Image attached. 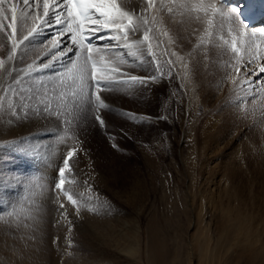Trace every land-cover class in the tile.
I'll return each mask as SVG.
<instances>
[{
    "label": "rangeland",
    "instance_id": "obj_1",
    "mask_svg": "<svg viewBox=\"0 0 264 264\" xmlns=\"http://www.w3.org/2000/svg\"><path fill=\"white\" fill-rule=\"evenodd\" d=\"M156 27L157 25H154V29H156ZM42 47L43 45L41 41L38 46L36 44L35 46H30L25 58L19 60L16 63V67L22 68L26 63V65H28L34 60H38L43 56L40 52ZM226 50H228L226 52L231 55L229 48ZM50 57L43 59L41 62L36 61V63L38 65L42 64L44 61L46 62L50 59ZM230 58V60H228L229 66L233 64V55L230 56ZM141 59L145 62L148 61L151 63L150 75H156L157 77L160 75L157 73L151 62V57L147 52H145ZM70 61L71 60L68 59L63 63L55 64L51 69H47L43 72H36L30 77H25L20 85H16L13 81L17 75L15 74L16 72L12 73L11 78L5 76L4 79L7 77L9 79L7 84H5L6 81L0 82L3 84V87H0V96L3 97V103L11 94H14V100L18 103H16L17 105L22 102L35 104L37 102V96L35 94H43V85H47L51 88V81L55 79V74L62 71L64 66L70 63ZM244 61L245 62L243 63L246 64L247 56H245ZM260 63L264 64V60H261ZM163 66L164 69L160 68V72H162L163 75H160L161 78H157V81L161 80L163 76H166L167 70L170 69V65ZM229 66H227L228 73L230 72ZM245 71L246 69L242 65L239 75L244 79L251 77L254 83L258 82V78L259 82L257 84H264V79L262 81L264 73H261L257 77L253 76L251 72H248L247 75H245ZM222 84L221 87L224 86V83ZM9 85H11L12 89L15 91H5L8 89ZM130 85L132 86L131 88L121 86L111 91L101 92L103 97L108 96L112 101L110 110H103L104 112H101V115L105 119L106 127L101 128L98 124H95L90 120L79 121L78 137L79 141H83V143L79 145V148H81L82 151L78 150L76 155L69 162L71 171L65 173L67 177L65 188L68 189L69 186L76 187L77 185L78 178H76V180L73 178L76 171L73 163L76 161L80 162L78 164L82 165V169H85V175H83L84 178L82 179L83 181H88L92 187V185L95 186L97 182H99V179L104 176L109 180L110 184L114 186V192H119L122 190L120 188L126 186L129 182L143 179L142 175H144L146 180L145 190L151 191L152 189L149 201L147 199L150 211L145 212V228L151 212H154L155 210L159 211L160 219L166 226V233H164V236L170 247V252L167 256L168 264H222V262H228V264H232L233 262H235V264L246 263L251 256L250 252H245L243 258L239 259L240 252H242L240 251V244L227 238L223 241V244H220L221 247L218 248L215 238L210 232L216 230L218 221L221 218V216L216 217V203H219L217 201L220 200V191L225 185L224 182L228 179V177H225L227 169H230V173L232 170L237 173L234 180L230 179V186H232V189L243 190L244 194L241 197L243 200L242 208L245 207L246 209L244 212L253 216L258 222H261V219H264V178H257L258 176L256 175L258 166H262V169H264V164H262L264 163V139L261 137L263 142L261 140L255 142L256 138L254 135L256 136L257 134V130L255 129L258 128V126V129H260L262 122L259 121V113L257 111L255 112L256 109L251 106L253 102L250 100L253 99L256 94H260V92L263 91L262 88L256 87L253 91H248L250 92L248 94L251 95L252 92V95L250 97L247 96L250 99L245 98L246 100L243 102H241L240 98L236 95L237 91H234V86L232 88H227L226 92L229 94L225 92L224 96H226L228 101H233V104L238 103L237 105H240L242 108L240 112H243L242 116L240 115V119L242 118L243 120L238 119V123L235 122V127L234 125H231L234 129H230L227 140L224 138L220 145H209L208 151L202 156L201 151H203V149L198 150V147L201 145L200 140H198L197 144L195 143L196 152H190L191 141H189V138L195 133L197 138L200 139L199 134L201 133V130H205L204 127H206L205 131L210 129V133H212L214 129L212 128V125L216 126L220 123L218 115L222 112L221 108L223 104L227 103L225 102L226 99L224 96L218 101L216 94L210 95L212 98L208 96L210 98L209 102L207 100H197L195 98L193 99V110L191 108L189 114L182 115V111L186 109V104L181 98L184 94L181 88H179V96V94L177 95L173 91L168 92L159 89L155 85L143 86L138 83ZM221 87L220 89H222ZM244 87L246 88V86ZM218 94L220 95V92ZM21 95L24 97L23 101L20 100ZM47 95L50 98L54 97L58 95V91L55 94L49 91ZM198 95L199 94L197 93L195 97H198ZM230 95H233L234 99L231 100L229 98ZM112 96H118V98H116L117 100L114 99L113 101L111 99ZM235 96H237V98ZM235 99L239 101L234 102ZM202 101L205 103H202ZM262 101L260 100L259 102L262 104ZM58 103L59 101L57 99H51L53 111L57 110ZM67 105H71L70 96L67 100ZM59 111L63 114L59 119L55 115H30L29 118L26 119V121L31 120L29 122H32L33 126L32 132L29 135L30 137L20 139L17 142L15 141L12 145H3V149L1 147L0 184L4 183L5 179L8 177H11L10 182L17 186V191L15 193L12 192L11 194H5V198L9 200L10 204L8 203L7 209L0 212V218L5 219L3 221L4 224L12 220L22 219V215L17 213L18 207H24L27 204L31 207L30 199L33 198L32 193L35 192L37 194L35 197H37L39 190L41 191L44 187L43 184L45 182L41 169L42 166L44 164L47 165L49 162V167L51 166L56 169L58 174V168L62 166V161L67 150L70 147H77L78 145L77 141L68 139L66 143H63L66 145L63 146L66 152L63 149L61 150V153L57 152L55 156L51 154L52 147L50 146L52 140H57V142L60 143L61 141L59 137L63 135L64 130L68 127V125L64 123L65 118L72 120V112L68 107L60 108ZM125 113L134 114V118L125 115ZM248 119L249 121L251 120L250 123H248ZM246 122L247 124H245ZM76 123V121H73V125H76ZM239 124L240 126H238ZM262 125L261 127H264V122ZM252 127L253 129L255 128L253 130L254 132L252 131ZM46 128L48 129L47 131ZM43 130L46 131V135L41 139V137L37 136L41 135L42 133L40 132H43ZM249 134H252L253 136H250ZM68 135L70 137L71 132H69ZM231 140L233 143H231ZM250 140L255 142V145L257 144L259 146L255 147L252 142V146L255 149L251 146V148H249L246 144H251ZM34 141L37 142L35 143ZM229 141L230 143H228ZM43 142H45V145H43ZM113 144L117 147H113ZM139 174H141V177ZM56 181L49 183V190H51V192H54ZM10 182H8V184ZM71 192L75 195L74 197H76V199L82 195L86 198L84 193L79 195L75 194L76 192L74 193L72 190ZM53 195H55V192ZM203 195H205V198ZM83 196L81 198H83ZM173 197H175V199ZM3 198L4 197H1L0 201L3 200ZM61 199H65L62 200L65 205L68 204L65 197ZM27 200L28 203L26 204ZM171 201L180 206L175 212L171 211ZM213 202L215 204V209H213L212 206ZM116 203H118V200H116ZM52 205L55 209L57 208L56 204L53 203ZM55 218H61L60 212L56 213ZM198 219L200 220V226H202V221L206 228L200 229L198 227ZM78 221L77 224H73L76 226V229L77 227L79 228L80 223H83L81 218L78 219ZM56 223L55 225H52L53 230L56 231L55 234L57 235L52 240V250L49 249L53 251V253L49 252L52 255L50 258L51 260L36 261V259H32L34 262L30 260L27 264H91V262L70 261L73 258H80V252L77 251L78 248H76L77 244L81 242L80 238L74 234L76 233L75 226H73L74 228L71 227L73 228V235L71 234L72 236L69 237L70 235H68V233L62 234V232H66L61 229L64 227L60 228ZM61 226H63V224ZM4 228L6 229V227ZM68 228H70V226ZM18 230L19 228L16 229L13 227L10 228L8 232H5L2 228L1 232L3 236L7 233V235L13 234L17 237L20 232ZM195 235H198L199 238H196ZM3 236H0V245L2 246L0 247L2 249L4 247L7 248V246H10L12 243L11 247H17V241H15L17 238L14 241H10L8 236H5L4 238ZM29 237L30 235L26 236L27 239L25 240L27 242L30 241ZM31 239V241L35 240L34 237H31ZM209 239H211V241L208 243ZM3 242L5 243L3 244ZM22 243L26 244V242ZM146 246L147 234L145 231L144 257L142 254L135 260L136 263L134 262L133 264H149L148 250ZM257 247L259 248V246ZM70 253H72L73 257H71ZM2 256L4 255L2 254ZM57 257L60 259H57ZM261 262H264V260ZM11 264L14 263L11 262Z\"/></svg>",
    "mask_w": 264,
    "mask_h": 264
},
{
    "label": "bare ground",
    "instance_id": "obj_2",
    "mask_svg": "<svg viewBox=\"0 0 264 264\" xmlns=\"http://www.w3.org/2000/svg\"><path fill=\"white\" fill-rule=\"evenodd\" d=\"M118 3H120L122 7H129V8L135 7L138 10L141 0H131V3L127 5H125L124 0H118ZM238 7L241 8L242 6L240 5ZM161 15L163 17V21L162 23L156 24L157 27L156 29H154L155 36L152 40L153 51L157 54V60L160 64V68L164 69L163 65H169L168 60L170 59L172 60L173 62L172 71H171L170 77H169L170 69H168L166 72V76H163L161 80H158V81L156 80L155 82H149L147 85H150V86L155 85L159 89H162L168 92L173 91L177 95L179 94V96H180L179 88H181L184 93L181 96V98L186 104L185 105L186 109L182 111L183 112L181 113L182 115L190 113L192 105H194L193 99L195 98L197 100L202 99V100H207L209 102L210 98H212L210 95L216 94L217 100L219 101L225 95L227 88L233 87L231 81L227 80L226 78L227 77L226 73H228L227 66H229L228 60L231 59L230 56H232V53L230 55L229 53L226 52L228 51L226 50L228 49V46L224 44L222 40H220L221 36H223L225 40L230 39L227 33V22H225L223 30L216 29L214 31L212 43H208V44H204V45H200L199 47H196L197 45L196 36H200L204 34V29L206 27L204 23L193 19L187 22L186 24H180V23H177V21L181 19V17L179 16L175 18H169L166 13H162ZM30 26L31 24L29 22L28 27ZM260 29L261 28H253L251 30L259 31ZM21 30L22 29L18 21L17 31H16L17 36L21 34ZM23 30L26 31L27 28H24ZM54 30H55V26H53L52 29H49L45 33L41 34L39 37H37V41L33 45L35 46L36 44L38 46L40 41L42 42L46 40L48 36L52 35V32ZM193 31L196 32V36H192L191 38H185V37H188L189 32H193ZM164 32H167L168 35H163ZM152 35L153 34L150 33V36ZM70 36L71 34L69 33L63 37L62 47H75L71 44ZM170 37H171V40H170ZM136 38H141V37L138 35ZM255 39L257 40V42H261L259 37H256ZM95 42H98L97 45H100V46H105L111 43V41L108 39H103V41L99 39V41L97 40ZM177 45H179V47H177ZM262 47H264V43H262ZM53 51H56V50L53 49ZM115 51L123 53V58L126 61V63L118 65L121 71L130 73L131 75H135L139 77L150 76L151 63L148 61L145 62L141 59L145 53L137 57L130 56L128 54L129 50L127 48H124L122 45L117 47ZM173 51H179L181 56L184 57V61L181 62L179 60H176L175 57H172L170 53ZM189 53L191 55H189ZM0 56H6V53L3 51H0ZM50 56H51V52L46 56L45 55L41 56L40 58L38 56L39 59L36 61L41 62L43 59L48 58ZM74 58H75L74 54L69 53L63 58L62 63L68 59L71 60ZM234 61L235 60H233V63ZM26 64L22 68L27 67ZM230 69L229 71H231ZM125 79H127V77H125ZM257 80L259 82L258 78ZM5 81H6L5 84H7V81H9L8 77L3 80V82ZM222 83H224L223 87H221L223 85ZM122 87L131 88L132 86L123 85ZM220 87L222 89H220ZM262 90H263L262 92H264V89ZM219 92H220V95L218 94ZM262 92H260V94L258 95L257 94L255 96L253 95L254 96L253 99H250L247 97V96L250 97L252 95V92H251V95H249L248 93L250 92L248 91L247 92H237L236 95L238 96V98H240L241 102L246 100L245 98L250 99L253 102L251 106L254 109H256L255 112L257 111L259 113V117H260L259 121L263 123L264 122L263 121L264 120V113H263L264 112V104H263L264 97L261 96ZM197 93L199 95L198 97H195ZM13 95L14 94H11L7 99H5V102L3 103L4 107L2 110H0V153L4 147L3 145H12L15 141L17 142L20 139L29 138L30 137L29 135L32 132V128H33L32 122H29L31 120L26 121V119H16L15 117L11 115V112L8 109V103L9 102H11L12 104L17 103L15 102ZM237 96L235 97L237 98ZM224 97L226 99V96ZM104 98H105V101L106 102L108 101L107 103L108 104L110 103L109 105L111 106L112 101L110 100V98L108 96L107 97L104 96ZM116 98H118V96L111 97L113 101ZM229 98L232 100L234 99V96L230 95ZM260 100L261 101L263 100L262 104L261 102H259ZM236 101H239V100L235 99L234 102ZM225 102L227 103L223 104L221 108L222 112L221 113L219 112L220 115H218L220 119V123L216 126L212 125V128H214L212 133H210L211 131L210 129L205 131L206 127H204L205 130L203 131L201 130V133L199 134L200 139L197 138L195 133L191 135V137L189 138L190 139L189 141H191L190 152H196L195 143L197 144L198 140H200L201 142V145L198 147V150L203 149V151H201L202 156H204L205 153L208 151L209 145H220L222 141L224 140V138L227 140V138L229 137L230 129L232 130L234 129L232 128L233 126L231 127V125H234L235 127V124H236L235 122H237L238 119H240V115L242 116L243 112H240L242 108L240 107V105H237L238 103L233 104V101L231 102L230 100L228 101L227 99ZM202 103H205V102L202 101ZM16 111L19 114V107H17ZM9 120H11L12 122L9 123ZM240 120H243V119L241 118ZM247 121H249V119ZM250 122L251 120L248 123ZM245 124H247V122ZM261 125H260V129H258L259 128L258 125H257L258 128L256 129L254 128L255 130H257L256 136L253 133L254 137L256 138L255 139L253 137L256 140L255 142H259L260 140L262 141V138L264 139V127H261ZM238 126H240V124ZM254 129L252 127V131ZM47 130L48 129L46 128V131ZM243 130H242V133H243ZM46 131L43 130V132H40L42 134L38 135L37 137H41L42 139L46 135L45 133ZM31 138H32V135H31ZM252 142L253 141H251V144L247 143L246 145L249 148L252 147L253 149H255L252 146ZM255 142H253V144ZM228 143H230V141ZM231 143H233L232 140H231ZM22 145H23V142H22ZM43 145H45V142H43ZM63 146H66V145H64L62 142L60 143L57 142V140L55 141L52 140V144L50 146L52 147L51 154L55 156L57 152L61 153V150L64 149ZM254 146L256 147L259 145L254 144ZM37 149H40V148H37ZM78 163L80 162L76 161L73 163L76 169L75 175L73 176V178L75 180L76 178H78V182L76 183L77 185L76 187L69 186L68 189H71L74 193L76 192L75 194L81 195L82 193H84L86 195V198L83 195H82L83 198H81L82 196H79L77 198V200L80 203L79 215L76 214V207L72 206L68 202V204L66 203L67 205H65V209L67 210V219H64L62 216L60 218L61 220L55 218L56 213L60 211H57L56 210L57 208L55 209V207L52 205L53 204L52 201L54 198V195H53L54 192L52 191L53 192L52 194L51 190H49V186H50L49 183L53 181L55 182L57 180V172H56V169L52 168L51 166L49 167V162L47 165L44 164L41 168L42 174L44 177V182H45L43 184L44 187L42 188L41 191L39 190L37 197H35L37 195L35 192L32 193L33 198L30 199L31 207L28 206L27 204L28 200L26 202L27 205H25L24 207H18L17 213L18 214L20 213L22 215L21 217L22 219L12 220L14 222L10 221L6 223L7 224L6 225L3 223L5 219L0 218V236H3L1 232L2 228L5 230V232H8V230L13 227L16 229L19 228L18 231H20L17 237H15L13 234L7 235V233H5L6 234L5 236H8L10 241L11 240L14 241L17 238V240H15L17 241L16 243L17 247L16 246L14 248L11 247V245L13 244L12 243L10 246H7V248L4 247L2 249L1 248L2 246L0 245L1 246L0 247V253H1L0 264L2 263L11 264V262L14 264L16 263L27 264L28 261L32 259L34 260L36 259V261H43V260L50 259L52 255L49 252L53 253V251H51L53 248L52 240L57 235L55 234L56 231L53 230L52 225H55V223L57 222L56 224L59 225L58 227L60 228L64 227L61 229H63V231L64 230L66 231V232H62V234L68 233V235H70L69 237H71L73 235L72 234V230L74 228L73 226H75L73 224H77V222H79L78 219L80 218L83 220V223L82 224L80 223V226L79 228L77 227V229L75 226L76 233H74L76 234V236L80 238V241H81L79 242L80 244L78 243L76 247L78 248L77 251L80 252L79 253L80 258H73L70 261L85 262V263L91 262V264H133L135 260L142 254L144 257L145 231H146V234H147L146 248L148 250V263L149 264H168L169 262L167 261L168 259L167 256L169 255L170 247L168 246L166 237L164 236V233H166V226L163 224V221L160 219L159 211L155 210L154 212H151L149 221L145 228V212L150 211L149 209L150 206H148L149 204H147V199L149 201L150 199L149 196L152 193V189L151 191L145 190V184H146L145 176L142 175L143 179H140L139 181L129 182L128 184H126V186L121 187L120 189L122 190H120L119 192L117 191L114 192L113 191L114 186L111 185L109 180L106 179L104 176L99 179V182H97L95 186L92 185V187L90 186L88 181H83L82 179L84 178L83 175H85V172H84L85 169L84 168L82 169V165ZM93 170H96V169H93ZM229 171L230 169H227L225 177H228V179H226V181L224 182L225 185L222 187V190L220 191L221 192V194L219 195L220 200L217 201L219 203H216V206H217V210H216L217 216L216 217L221 216V218L218 221L216 230L210 233L213 234L218 248L221 247L220 244H223V241L226 240L227 238H230L234 240L235 242H237L238 244H240V248H241L240 251L242 252H240L239 259L243 258V256L245 255V252H250L251 256L244 264H264V262H261L264 260V219H261V222H258L257 220H255L253 216L248 215L244 212V210L246 209L245 207L242 208L243 200L241 197L244 194L243 190H236L235 188L232 189V186H230L231 184L230 179L234 180L237 173L234 170H232L231 173ZM140 175L141 174H139V176ZM256 175L258 176L257 178H264V169H262V166L257 167ZM10 178L11 177H8L7 179H5L4 183L0 184V198L4 197L3 200L0 201V212L7 209L8 203L10 204L9 200L5 198L6 197L5 194H11L12 192L15 193L17 191L16 190L17 186H15L14 184L10 182L11 180ZM8 182H10L11 184L10 183L8 184ZM203 197L205 198V195H203ZM161 198L163 199L162 196ZM173 198L175 199V197ZM61 200H65V199H61ZM116 200H118V203H116ZM170 206H171L172 212H175L177 208L179 209L180 207L179 204L177 205L172 201L170 203ZM212 206H213V209H215L214 202L212 203ZM68 221H71V224H69ZM199 221L200 220L198 219V222H197L198 227L200 229L206 228V226L204 225L202 221H201V224L203 227L200 226ZM62 224L63 226H61ZM69 226L70 228H68ZM4 227H6V229ZM69 229L71 230L69 231ZM28 235H30L29 237L30 241L27 242L25 239H27L26 236ZM5 236H3V238ZM31 237H34L35 240L31 241L32 240ZM195 237L199 238L198 235H195ZM21 241L26 242V244L22 243ZM210 241L211 239L208 240V243ZM4 243L5 242H3V244ZM257 246H259V248ZM2 254L4 256H2ZM70 254H71V257H73L72 253ZM57 259H60V258L57 257ZM222 264H228V262L226 263L222 262ZM232 264H235V262H233Z\"/></svg>",
    "mask_w": 264,
    "mask_h": 264
},
{
    "label": "snow or ice",
    "instance_id": "obj_3",
    "mask_svg": "<svg viewBox=\"0 0 264 264\" xmlns=\"http://www.w3.org/2000/svg\"><path fill=\"white\" fill-rule=\"evenodd\" d=\"M226 2L227 0H141L137 10L135 7H122L118 0H0V51L6 53V56H0V73H2L0 82L5 76L11 77L12 73L16 72L14 83L20 85L23 78L53 68L69 53H73L75 57L64 66L62 71L55 74L51 88L43 85V94H35L37 96L35 104L8 103V109L16 119H28L30 115L43 114L55 115L59 119L63 115L59 109L64 107H68L72 112V120L67 118L64 120L68 127L59 139L62 143L72 139L77 141L78 145L67 150L62 166L58 168L53 198V203L57 205V210L64 219H67V210L61 196L76 207L77 215L80 211L79 201L70 189L65 188L67 182L65 173L71 171L69 162L78 150L82 151L79 148L83 143L78 137L79 121L90 120L101 128L106 127L101 112L110 110V105L106 103L101 92L137 83L146 86L149 82L157 80L156 75L139 77L121 71L118 65L126 61L123 53L115 51L120 45L127 48L128 54L133 57L147 52L157 73L163 75L152 43L155 36L154 25L162 23V13H166L169 18L181 17L177 21L180 24H186L193 19L204 23L206 27L203 35L196 36V32L193 31L185 37L196 36V47L212 43L214 31L223 30L227 22L230 39L225 40L221 36L220 40L228 46L235 60L230 66L231 71L227 73V80L231 81L234 91L237 92L253 91L256 87L264 89V84H256L251 77L244 79L239 75L242 65L246 69L245 75L248 72L253 76L264 73V64L260 63L264 60V47H262L264 29L248 30V25L241 19L242 10L239 7H225ZM124 3L130 4L131 0H124ZM18 21L22 29L19 37L16 34ZM29 22L30 27H28ZM53 26L55 30L51 36L41 42L43 47L40 49L45 56L51 52L50 59L39 65L34 60L25 68L16 67V62L23 60L30 46L37 41V37ZM24 28L27 30L24 31ZM102 32L105 35H101ZM69 33L71 44L75 47H62L63 37ZM150 33L153 35L150 36ZM138 35L141 38H136ZM163 35L168 33L164 32ZM93 37L108 39L111 43L105 46L94 45ZM256 37H259L261 42H257ZM170 55L176 60L184 61L179 51H173ZM245 56H247L246 64L243 63ZM168 64L170 77L173 64L171 59ZM0 87H3L2 83ZM9 90L15 91L11 85L5 91ZM49 91L54 94L58 91V95L50 98L47 95ZM69 96L70 106L67 105ZM261 96L264 97V92ZM52 98L59 101L56 111L52 109ZM20 100H24L22 95ZM3 107V97L0 96V110ZM17 107L20 108L19 114L16 111ZM125 115L134 118L132 113ZM73 121L77 122L76 125H73ZM11 122L9 120V123ZM69 132H71L70 137ZM113 147L117 146L113 144ZM68 222L71 224V221Z\"/></svg>",
    "mask_w": 264,
    "mask_h": 264
}]
</instances>
